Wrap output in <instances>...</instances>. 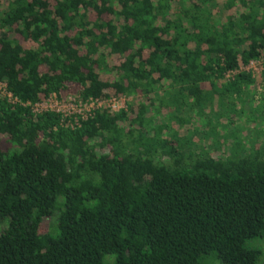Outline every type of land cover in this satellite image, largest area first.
Returning a JSON list of instances; mask_svg holds the SVG:
<instances>
[{"label":"trees","instance_id":"16d2710c","mask_svg":"<svg viewBox=\"0 0 264 264\" xmlns=\"http://www.w3.org/2000/svg\"><path fill=\"white\" fill-rule=\"evenodd\" d=\"M263 52L264 0H0V264H264Z\"/></svg>","mask_w":264,"mask_h":264},{"label":"built area","instance_id":"2783aa9c","mask_svg":"<svg viewBox=\"0 0 264 264\" xmlns=\"http://www.w3.org/2000/svg\"><path fill=\"white\" fill-rule=\"evenodd\" d=\"M264 66V52L261 56L251 59L247 65L240 66L239 69H229L225 71V76L233 77L238 70L250 71L252 74H257ZM0 95L7 96L10 101L16 98L12 96L11 92L6 89L4 83L0 82ZM131 97L129 96H113V97H80L76 95H69L63 99L59 98L55 92L49 94L44 101L35 102L32 104V109L41 111L50 109L61 113L63 117H72L75 124L79 119H86L91 116L96 110L108 108L118 110L125 108Z\"/></svg>","mask_w":264,"mask_h":264},{"label":"rangeland","instance_id":"374dc122","mask_svg":"<svg viewBox=\"0 0 264 264\" xmlns=\"http://www.w3.org/2000/svg\"><path fill=\"white\" fill-rule=\"evenodd\" d=\"M134 98L131 96L130 102H133ZM214 109L219 110L218 107H215ZM164 110V108H163ZM224 112V111H223ZM222 112V113H223ZM228 113V112H227ZM223 114V117L221 119V123L225 124L227 129H236V132L238 133V137H243L244 139H247L250 141V138L255 139L256 141L259 140L262 135L257 131V129L261 130L262 134L264 132V125L263 123L259 122L258 116L255 113H251L250 110H246V112L242 115H236L234 119H232L230 114ZM228 115V116H227ZM216 115L212 112H208L205 114V117H215ZM236 126V128H235ZM225 129H220V132L224 131ZM255 130L259 133L258 136H256ZM203 129L201 126H199V132L197 137L200 139L202 136ZM256 136V137H255ZM262 139V138H261ZM202 140V139H201ZM261 141V140H260Z\"/></svg>","mask_w":264,"mask_h":264}]
</instances>
